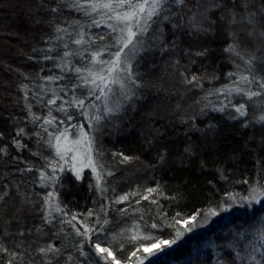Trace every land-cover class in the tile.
Instances as JSON below:
<instances>
[{"label": "trees", "instance_id": "16d2710c", "mask_svg": "<svg viewBox=\"0 0 264 264\" xmlns=\"http://www.w3.org/2000/svg\"><path fill=\"white\" fill-rule=\"evenodd\" d=\"M211 1H215V5L206 12L204 7L207 2L185 0V5L178 11L179 16L163 25V37L179 58V63L174 65L176 73L167 71L168 67L163 65L159 50L148 47L149 50L142 53L138 61L141 87L137 96L126 103L119 113L102 120L92 133L96 144H117L130 158L120 161L111 151L103 155V162L113 173L107 177L106 186L109 189L115 179L125 174L145 181L149 188L159 186L158 192L149 194V199L144 203L148 217L157 218L156 221L160 222L170 217L165 214L169 211L179 217L199 213L213 219H223L229 215L244 218L249 204L239 206V199L235 198L237 195L232 194L233 200L229 197L230 193L222 195L221 192H226L237 183L244 185L245 181L258 180L264 184V122L255 119L261 114L253 112L255 107L246 99L242 101L247 106L245 117L232 119L236 115L234 109L225 112L213 110L224 100V96L215 94V90L230 84L234 78H230L229 73L236 71L233 54L226 51L233 43H227L226 39L233 37L232 33L235 32L241 49L256 52L257 47L246 33L241 34L238 25L229 23L231 16L225 15L226 9L240 13L245 10L242 5L247 2L250 5L247 11L259 13L264 8V0H234L220 10L218 21L213 10L218 8L217 4L223 6V0ZM193 7L200 13L198 19L193 17ZM53 8L57 11L53 12ZM86 18L90 20L68 7L66 0H0V148L5 149L0 152L2 182L7 177H15V174H11L12 156L23 155L38 166L42 162V154L49 153L42 142L44 138L37 139L30 126L23 128L25 135L15 139H10V136L13 129L20 126L19 120L30 112L47 116L49 108H52V115L58 120L65 118L64 114L55 111L61 100L52 106L47 105V101L52 98V89L68 84L67 77H74L75 74L56 66L63 63L62 57L44 59L49 42L56 43L47 33L54 25L76 19L84 22L86 32L94 33L95 28L86 27L90 22ZM173 24L178 27L174 28ZM74 29L78 31L77 25ZM157 29L154 27V31ZM155 33L158 34L157 31ZM73 36L76 37L72 34L70 38ZM78 48L83 50L72 43L67 50L75 52ZM258 57L264 58V52L258 53ZM66 59L72 60L75 66L83 63L76 56ZM261 65L264 67V62ZM260 71L264 73L262 68ZM182 72L186 73L182 76ZM61 75L66 78L51 82L44 79ZM193 76L198 80L189 83ZM81 91L78 90L77 94ZM60 95L64 100L71 98V92ZM198 95L202 104H192L190 99ZM235 97H232L233 104L242 103H238ZM147 115L152 118L151 123L140 126L138 120ZM76 122L85 123L87 127L81 116H77ZM16 139L26 147L18 148L14 144ZM35 176L39 178L38 169L31 172L32 179ZM62 177L64 188L72 190L74 195L72 197L70 192H61L66 205L72 206L71 210L65 208L68 216L77 214L83 219L87 216V210H92L99 215L100 220L109 221L105 231L111 232L128 220L125 212L111 206L105 208L106 212L101 211L111 197V190L106 193L105 199L94 187H89L90 184L94 185L90 177L85 176L80 182L69 180L66 175ZM12 179L15 181V178ZM16 179L20 182L23 180L20 176ZM229 203L233 206L223 211ZM211 211L217 214L213 216ZM31 220L29 216L16 221L19 226L26 227ZM85 223L91 226L96 223V219L88 217ZM186 227L185 224H178L173 228L170 239L176 237L177 230L184 232V235L174 244L173 251L167 255L165 252L159 253L157 261L175 260L179 253L185 252L189 241L196 236L191 234L192 231H185ZM124 251H128L127 246ZM65 256L62 252L55 255L48 253L46 261L59 264L65 260Z\"/></svg>", "mask_w": 264, "mask_h": 264}, {"label": "snow or ice", "instance_id": "6c2138e0", "mask_svg": "<svg viewBox=\"0 0 264 264\" xmlns=\"http://www.w3.org/2000/svg\"><path fill=\"white\" fill-rule=\"evenodd\" d=\"M66 2L68 7L90 18V23L86 25L88 29H99L103 26L107 31L86 32L85 25L74 21L78 31L75 33L76 38L72 40V43L80 46L83 50L78 48L75 52L65 51L62 57L63 63L56 66L62 71L74 73L75 76L67 77L68 84L58 85L56 89H52V98L47 101V105L52 106L57 104V100H61L62 103L55 107V111L64 114L65 118L58 120L56 116L52 115V108H49L48 115L44 117L30 112L33 123L43 120L41 128L43 132L47 133V139L42 142L50 153L43 157L45 163L38 169L41 187L53 189L46 191L43 197L45 222L56 218L53 213L68 217L65 206L59 200L58 188L62 186L63 179L60 174L71 172L75 180L80 182L85 177V170L88 169L94 178V185L90 184V188L94 187L105 199H107L106 193L109 190L115 195L116 189L114 187L109 189L106 186L107 177L113 173L106 168L102 159L103 153L97 149L95 136L92 133L102 120L110 119L119 113L126 103L137 96L138 89L141 87L137 71L138 61L141 54L149 50L146 44L148 34L154 31L155 25H162L164 21H171L174 17H178V9L185 5V0H66ZM219 6L217 4V7ZM249 6L245 2L242 5L245 10L240 13L226 9L225 15L231 16L230 24L240 25L241 33L260 38L261 47L264 49V8L259 10L258 16L257 12L247 11ZM174 8L177 10L174 11ZM52 11L56 12L57 9L53 8ZM173 27H178V25L173 24ZM249 28L251 31H247ZM55 30L58 33L67 32V29H62L59 25ZM155 31L158 32L157 42H162L163 29ZM232 36L234 42L229 45L226 51L232 53L239 63L236 64V71L229 73V77L234 78L231 83L215 90V94L223 95L224 100L220 102L218 108L214 107L213 110L225 112L234 109L236 115L232 116V119L245 117L247 106L245 103L233 104L232 97L235 95L246 97L250 102L254 98H259L256 103L264 113V74L258 75L255 67L258 61L264 62V58L242 50L239 43L236 42L237 33H232ZM56 38L62 39V37ZM98 41L103 43L98 44ZM64 47L67 48L68 45L65 44ZM71 56L78 57L83 62L81 66H75L72 60L66 59ZM44 59H52V57L46 55ZM65 78L61 75L48 76L44 79L51 82ZM197 80L198 78L193 76L192 80L188 82L193 83ZM78 90H82L79 95L77 94ZM68 92H71V98L64 100L60 93L67 94ZM211 94L213 93H209V95ZM28 107L30 110L31 105ZM70 109L76 111L72 112ZM77 116L84 118L87 127H85V123L76 122ZM255 119L257 122H264V114ZM48 126H52L53 130L50 131ZM25 134V129L21 128L16 135L23 136ZM14 144L18 148L26 147L20 144L19 139L14 140ZM4 151L5 149L0 148V152ZM129 159L127 156L123 157V161ZM158 190L159 186L157 185L156 188H147L146 193L152 194ZM137 195V192L117 195L110 203H122ZM229 197L234 200L232 194H229ZM261 197H264V186H253L249 195L242 197L241 201L258 202ZM140 199L147 200L149 195L140 196L136 200L137 204ZM153 202L155 203V201ZM232 206L229 203L222 210L227 211ZM101 211L106 212V209L102 207ZM216 214L215 211H211V215L215 216ZM198 215L199 213L184 220V224L187 226L185 231H191L197 226ZM92 216H96V223L89 226L85 221ZM141 219L143 218L141 217ZM61 223H67L77 236L83 237L77 246L80 256L88 257L89 253L84 251V245L92 247L94 243L97 264H109L110 261L111 264H121L111 246L103 247L102 244L106 241L99 239L100 234L105 233V225L109 223L107 219L101 223L99 215L89 210L83 219H80L77 214H73L70 218L62 220ZM77 224H80V227H77ZM156 227V224L152 225V228ZM183 235L184 232L177 230L174 239L159 240L151 247H144V253L147 255L143 260H138L137 264H144V261L151 264L152 258L163 252L165 248L176 244ZM113 238L115 239V237ZM137 238L135 235L131 237L133 241ZM145 239L147 240L148 237ZM38 251L43 255L48 253L55 255L60 252V249L48 244L46 247L39 248ZM138 251L139 249L133 251L130 256L136 257ZM259 251V247L252 245L245 258L254 261L255 264H262V261L256 256ZM0 252H8V249L0 244ZM10 255L16 258L18 254L10 253ZM239 255L237 253V256ZM261 255L264 256V253ZM8 264H13V261L10 259ZM46 264H51V261H46Z\"/></svg>", "mask_w": 264, "mask_h": 264}, {"label": "rangeland", "instance_id": "374dc122", "mask_svg": "<svg viewBox=\"0 0 264 264\" xmlns=\"http://www.w3.org/2000/svg\"><path fill=\"white\" fill-rule=\"evenodd\" d=\"M233 1L234 0H223V6L221 4L217 9L215 8L213 10L216 21L219 19L220 10ZM200 2H207L206 7H204L206 12L215 5V1L211 0H200ZM182 7L183 6L180 8ZM173 10L175 11L177 9L174 8ZM193 11L195 12L193 13V17L198 19L200 13L197 12L194 7ZM252 12L256 11L253 10ZM86 20L90 21L87 18ZM74 21H79L81 25H84V22L76 19L72 21L67 20L64 23L58 24L62 29H67V32L58 33L55 30L56 25L52 27L47 34L51 36L56 43L53 44L54 41L49 42V45L47 46L48 50L44 52V57L46 55L50 57H63V53L68 51L64 45L67 44L68 47H70L72 44V38H76L74 36L70 38L72 34L76 33V30L74 29L76 24ZM165 22L169 23V21H164L162 25H155L154 27L163 29L165 27L163 26ZM238 27H240V25H238ZM106 31L107 29L103 28V26L99 29H93L94 33ZM157 35L158 34H156L155 31L148 34L146 42L147 47L159 50L163 65L168 67L167 71L169 73L175 74L176 66L174 65L179 63V58L174 55L175 50L169 47V44L165 41V37L162 36V42H157ZM246 36L251 38L257 46L256 52L253 50V52L249 53L258 57V53L264 52V49L261 47L260 38ZM56 37H62V39H57ZM45 38L50 37L46 36ZM238 38L239 37L236 36V42L239 41ZM226 42L233 43V37H228ZM233 61L235 64L239 63L234 55ZM261 63V61H258L255 65L258 75L264 74L260 71L261 68L264 70ZM186 72H182V76L183 73ZM234 99H237L238 103L242 102L243 99L247 100L246 97L239 96H236ZM190 100L194 105H196V103L198 105L201 103L199 95ZM258 100L259 98H254V100L251 101V104L255 107L253 108V112L264 114L262 113L261 107L256 103ZM31 113L44 117V115L39 112ZM251 118L252 115H250L249 119ZM151 121L152 118L147 115V117H141V119L138 120V124L143 127L149 125ZM19 124V127L16 126L13 129L10 139H15L18 130L26 126L32 128L33 135L37 137V139H47V133L43 132L41 128L43 120L33 123L30 113L21 118ZM48 127L50 131L53 130L52 126ZM37 133H39V135H36ZM96 146L103 155H105L107 151H111V153L120 161H123V157L127 156L123 151L124 149L121 146H117V144L109 145V143L101 142L96 144ZM49 154L50 153L45 152L42 154V162L38 164V166L29 161V159L27 160L23 155L12 156L13 163L11 165V174H15V177H7L3 182L0 179V183L2 182L0 184V244L8 249V252H0V264H8L10 259L13 261V264H46L47 255L41 254L38 249L46 247L48 244H52L55 248L60 249V252L66 254L65 260L61 261L59 264H97L94 243L92 247H89L87 244L84 245V251L89 253L88 257L80 256L77 246L80 244L83 237L79 238L80 236H77L71 226L67 223H61L62 220L70 218L71 215L65 217L53 213L56 218L49 222H45L43 197L46 194V191H51L53 189L42 188L40 185V179L36 176L35 179H32L31 172L41 168L45 163L43 157L48 156ZM104 164L109 170L108 165H106L105 162ZM28 169L31 170L29 171ZM60 175H66L69 180L76 181L71 172ZM18 176L22 177L23 180L21 182L16 179ZM85 176H87V178L90 177L94 181L90 170H85ZM12 178H15V181ZM115 180L112 188L114 187L116 189V193L114 195L111 191V197L107 203H104V208L107 209L111 206L119 211L125 210L124 212L127 214L128 220L113 232L110 230L105 231V233H102V235L99 236V239L101 241H106V243L102 244L103 247L111 246L112 251L120 260L121 264H137V261L140 260V258H144L147 255L144 253V247H151L153 243H156L159 240H171V231L173 228L177 227L178 224H184V220L196 215L193 214L188 217H179L175 214L172 215V212L169 211L168 214L165 213L166 215H170L169 218H166V221H156L157 218L148 217L144 199H140L139 203H136V200L139 199L140 196L149 195L146 193V189L149 188L146 182L136 180L133 176L128 174ZM5 182L6 184H4ZM64 183L65 182L62 183L60 189L58 188L60 190L59 200L65 208H67L68 206L66 205L65 200L62 199V190L70 192L72 197L74 195L72 190L64 188ZM253 186L261 187L264 186V184L258 182V180L247 181L244 185L237 183L236 186L234 185L231 189H227L226 192L225 190L221 192L222 195L228 193L237 195L235 198L239 199V201H237L239 206L245 205V203L249 204L248 208H246L245 214H243L244 218L229 215L223 219H213L209 215L203 216V214H199L196 218L197 226L191 230V234L196 235L195 237L197 238L193 237L192 241H189V246L185 248V252L182 254L179 253L177 259L165 262L160 260L157 261V256L161 254L160 252V254L158 253L151 259V264H255L254 261L245 258L252 245L259 247L260 251L256 253V256L257 259L262 261L261 254L264 250V242H262L264 241V197H261L258 202L252 201L249 203L247 201H241L242 197L249 195ZM131 192H137L138 195L130 197L128 201L122 203H110V201L115 199V196ZM71 207L72 206L67 209L71 210ZM88 211L89 210H87L86 214ZM29 216L32 217V220L28 226L21 227L17 224L16 220H18V218H27ZM141 217L143 219H141ZM79 218L82 219L81 217ZM92 218L96 219V216H92ZM100 221L103 223L102 220ZM153 224H156L157 227L152 228ZM208 224L212 227H209ZM78 225L79 224H77V227ZM161 230L163 232H161ZM133 235L138 237L135 241L131 239ZM113 237H115V239ZM145 237H148V239L146 240ZM121 245H123V248H121ZM126 246L128 247V251L125 252L124 248ZM173 248L174 245L165 248L163 253L165 252L164 254L167 255L170 253L169 251H173ZM137 249H139L137 256L131 257L130 254ZM10 253H17L18 255L16 258H13ZM237 253L240 255L237 256ZM109 264H111V261ZM144 264H149V262L144 261Z\"/></svg>", "mask_w": 264, "mask_h": 264}]
</instances>
